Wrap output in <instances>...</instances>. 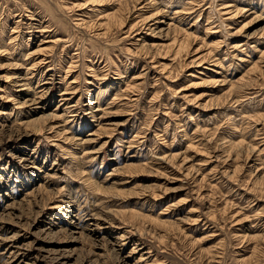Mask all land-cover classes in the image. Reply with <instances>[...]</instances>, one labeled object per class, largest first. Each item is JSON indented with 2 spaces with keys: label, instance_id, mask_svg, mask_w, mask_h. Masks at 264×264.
Segmentation results:
<instances>
[{
  "label": "rangeland",
  "instance_id": "1",
  "mask_svg": "<svg viewBox=\"0 0 264 264\" xmlns=\"http://www.w3.org/2000/svg\"><path fill=\"white\" fill-rule=\"evenodd\" d=\"M0 264H264V0H0Z\"/></svg>",
  "mask_w": 264,
  "mask_h": 264
},
{
  "label": "bare ground",
  "instance_id": "2",
  "mask_svg": "<svg viewBox=\"0 0 264 264\" xmlns=\"http://www.w3.org/2000/svg\"><path fill=\"white\" fill-rule=\"evenodd\" d=\"M46 10H48V8L46 9ZM50 10V9H49ZM60 40V39H59ZM46 60V59H45ZM42 66V65H41ZM42 70V69H41ZM31 73V72H30ZM26 80V81H25ZM23 81H25V83H23ZM28 79H26V77H25V79L23 78V79H18L16 82L17 83H19V86H22V89L21 90H26L27 88L25 87V85H30L28 82ZM40 81V80H39ZM38 81V83L40 84V82ZM25 87V88H24ZM30 87V86H29ZM28 89H30V88H28ZM28 91V90H27ZM45 92V91H44ZM41 93V92H40ZM31 101L30 102H33L32 104H37V106H38V104H41L42 103V100H40V101H37L36 100V98H33V99H30ZM28 103V102H27ZM43 118H44V116H43ZM46 118V117H45ZM41 119L40 118H37V119H35V120H32V121H30V122H39ZM90 225V224H89ZM90 226H92V225H90Z\"/></svg>",
  "mask_w": 264,
  "mask_h": 264
}]
</instances>
